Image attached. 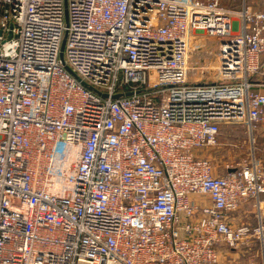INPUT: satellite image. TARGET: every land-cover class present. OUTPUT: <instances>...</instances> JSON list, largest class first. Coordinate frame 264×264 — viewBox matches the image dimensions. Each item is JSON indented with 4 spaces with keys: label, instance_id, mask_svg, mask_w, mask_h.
I'll return each mask as SVG.
<instances>
[{
    "label": "built area",
    "instance_id": "built-area-1",
    "mask_svg": "<svg viewBox=\"0 0 264 264\" xmlns=\"http://www.w3.org/2000/svg\"><path fill=\"white\" fill-rule=\"evenodd\" d=\"M237 2L0 0V264H222L264 245L231 221L262 210L264 160L217 175L199 154L264 122V0Z\"/></svg>",
    "mask_w": 264,
    "mask_h": 264
},
{
    "label": "rangeland",
    "instance_id": "rangeland-1",
    "mask_svg": "<svg viewBox=\"0 0 264 264\" xmlns=\"http://www.w3.org/2000/svg\"><path fill=\"white\" fill-rule=\"evenodd\" d=\"M255 1L257 8H260V0ZM223 3L230 8H238L237 0H223ZM209 47H216V42L206 40L201 46L202 49ZM197 55V52H191L190 60L193 62L195 60L197 61ZM219 140L220 144L205 147L199 151L201 156L210 159L214 174L222 175L227 173L228 168H238L250 164L254 160H264V122L255 126L252 129L251 135L245 127L236 126L235 129H223ZM248 225L256 227L259 224L252 222ZM252 249L257 254V264H262L264 259V245L261 239L260 242L258 240L255 241Z\"/></svg>",
    "mask_w": 264,
    "mask_h": 264
},
{
    "label": "crops",
    "instance_id": "crops-1",
    "mask_svg": "<svg viewBox=\"0 0 264 264\" xmlns=\"http://www.w3.org/2000/svg\"><path fill=\"white\" fill-rule=\"evenodd\" d=\"M235 128L236 127H233V126H224L220 129L219 136L223 129H235ZM260 202H261L260 205L262 207L261 211H258L256 205L253 203L241 205L233 213L232 215L233 217L231 220L232 223L233 224H251L252 222H256V224H262L263 229H264V193L260 196ZM257 240L260 242V239L254 237L252 238L249 246H242L235 250H232V249L225 250L226 248L221 250L220 257H221V260L223 261L222 264H247L250 259H252L253 264H257V254L252 249L255 241ZM262 264H264V259H263Z\"/></svg>",
    "mask_w": 264,
    "mask_h": 264
},
{
    "label": "water",
    "instance_id": "water-1",
    "mask_svg": "<svg viewBox=\"0 0 264 264\" xmlns=\"http://www.w3.org/2000/svg\"><path fill=\"white\" fill-rule=\"evenodd\" d=\"M60 58H61V60H63V56H62V53L60 54Z\"/></svg>",
    "mask_w": 264,
    "mask_h": 264
}]
</instances>
